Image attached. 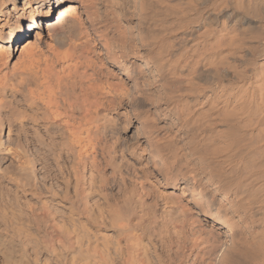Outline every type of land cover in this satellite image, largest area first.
<instances>
[{
  "label": "bare ground",
  "instance_id": "bare-ground-1",
  "mask_svg": "<svg viewBox=\"0 0 264 264\" xmlns=\"http://www.w3.org/2000/svg\"><path fill=\"white\" fill-rule=\"evenodd\" d=\"M0 264H264V0H0Z\"/></svg>",
  "mask_w": 264,
  "mask_h": 264
},
{
  "label": "clouds",
  "instance_id": "clouds-1",
  "mask_svg": "<svg viewBox=\"0 0 264 264\" xmlns=\"http://www.w3.org/2000/svg\"><path fill=\"white\" fill-rule=\"evenodd\" d=\"M164 144V141H156L151 143L149 147L144 149V152L152 154L153 150H155V155L153 159L155 161H159L161 166H164L168 163H174L175 161H169L167 157V153L161 147Z\"/></svg>",
  "mask_w": 264,
  "mask_h": 264
},
{
  "label": "rangeland",
  "instance_id": "rangeland-1",
  "mask_svg": "<svg viewBox=\"0 0 264 264\" xmlns=\"http://www.w3.org/2000/svg\"><path fill=\"white\" fill-rule=\"evenodd\" d=\"M35 33L32 31L31 32V35H29V39H27L26 41L24 40L23 41V45L26 44V42L29 40L30 41H34L35 40ZM43 34H41L42 36ZM31 44H35V43H31ZM21 47L17 50V51H14L12 55H9V62H10V65L14 63V61L17 59V56L19 54V51H20Z\"/></svg>",
  "mask_w": 264,
  "mask_h": 264
}]
</instances>
